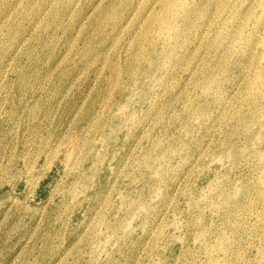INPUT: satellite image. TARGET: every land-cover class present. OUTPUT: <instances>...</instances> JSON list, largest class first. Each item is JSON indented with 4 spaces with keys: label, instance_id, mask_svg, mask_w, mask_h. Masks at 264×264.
Returning <instances> with one entry per match:
<instances>
[{
    "label": "rangeland",
    "instance_id": "374dc122",
    "mask_svg": "<svg viewBox=\"0 0 264 264\" xmlns=\"http://www.w3.org/2000/svg\"><path fill=\"white\" fill-rule=\"evenodd\" d=\"M0 264H264V0H0Z\"/></svg>",
    "mask_w": 264,
    "mask_h": 264
},
{
    "label": "bare ground",
    "instance_id": "6f19581e",
    "mask_svg": "<svg viewBox=\"0 0 264 264\" xmlns=\"http://www.w3.org/2000/svg\"><path fill=\"white\" fill-rule=\"evenodd\" d=\"M31 75V74H30ZM34 75V74H33ZM35 77V76H34ZM35 79V78H34Z\"/></svg>",
    "mask_w": 264,
    "mask_h": 264
}]
</instances>
